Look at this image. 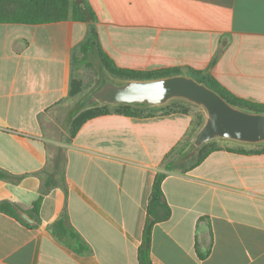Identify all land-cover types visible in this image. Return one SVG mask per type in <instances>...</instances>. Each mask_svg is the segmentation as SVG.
<instances>
[{
    "label": "crops",
    "instance_id": "1",
    "mask_svg": "<svg viewBox=\"0 0 264 264\" xmlns=\"http://www.w3.org/2000/svg\"><path fill=\"white\" fill-rule=\"evenodd\" d=\"M86 1V22L0 23V202L15 212L0 209V264H141L158 173L171 213L152 226L150 264H264V153L216 140L179 168L169 158L200 127L196 109L100 115L66 140L51 124L92 30L118 67L201 71L264 103V0ZM60 219L77 235L67 243L53 233Z\"/></svg>",
    "mask_w": 264,
    "mask_h": 264
},
{
    "label": "trees",
    "instance_id": "2",
    "mask_svg": "<svg viewBox=\"0 0 264 264\" xmlns=\"http://www.w3.org/2000/svg\"><path fill=\"white\" fill-rule=\"evenodd\" d=\"M68 19L86 22L93 20L94 14L86 0H0V23L41 24L64 21ZM91 51L96 53L98 61L109 71L110 74L119 78L155 79L181 73L178 68L134 70L118 67L102 50L94 30L89 32L87 39L80 45V52L83 55ZM192 77L200 82H204L207 86L218 92L231 105L247 109L252 112L264 113V103H255L235 96L221 86L209 74L201 71H194V76ZM80 91V82L77 79L72 78L70 82L69 95L75 96L80 93ZM174 104L182 105L180 102H175ZM172 105H166L164 107L157 108V110L164 111L163 114L172 112L186 113L188 111V108L184 106H177V108H179L177 109L175 107H171ZM111 113L138 117L155 116L154 108H137L130 105H101L92 107L82 111L72 120L71 123H69L70 136L72 137L87 120ZM241 146L244 147L243 145ZM216 149H219L217 142L210 141L198 148L195 153L185 159L180 158V154L183 151L181 150L175 159V163L181 169L192 168L202 162L209 153ZM237 151L243 153L261 154L264 153V143L258 145V148H250L248 150L241 148L237 149ZM187 162H190V164L186 165ZM164 177L165 173L157 174L148 199L147 217L143 230L142 242L139 247V260L141 264H150L148 253L150 248L152 226L157 222L166 220L171 213L170 206L161 187ZM8 178L9 176L5 172L0 171V179ZM47 188L48 187H45V189ZM40 199L41 197L34 202L32 207L33 213H38ZM0 209L8 214L15 215L13 208L6 202H0ZM53 233L57 236V238L63 240L65 243H67L68 238L73 239L77 237L73 228L69 226L64 219H60L53 224Z\"/></svg>",
    "mask_w": 264,
    "mask_h": 264
},
{
    "label": "water",
    "instance_id": "3",
    "mask_svg": "<svg viewBox=\"0 0 264 264\" xmlns=\"http://www.w3.org/2000/svg\"><path fill=\"white\" fill-rule=\"evenodd\" d=\"M184 101L203 112V122L180 154L185 159L205 143L227 140L244 145L264 143V113L228 103L218 92L192 76L175 74L155 79H125L102 66L99 82L72 109L68 123L82 111L101 105L161 107Z\"/></svg>",
    "mask_w": 264,
    "mask_h": 264
},
{
    "label": "rangeland",
    "instance_id": "4",
    "mask_svg": "<svg viewBox=\"0 0 264 264\" xmlns=\"http://www.w3.org/2000/svg\"><path fill=\"white\" fill-rule=\"evenodd\" d=\"M102 65L97 59L96 53L91 51L85 55H83L81 52H79L75 59H74V73L73 78L77 79L80 82L81 91L75 96H71V100L69 101V105L64 107V109L60 110V112L56 113V121L55 123L51 122V124L55 127V131L53 132L54 135H60L62 138L61 140H66L70 136L69 134V123H68V117L72 109L77 105L79 100L88 93L100 80V73H101ZM179 103L182 105H176L174 103ZM173 104V105H172ZM166 105H172L171 107L177 108V106H184L188 108V110H198L200 120L203 122L204 116L203 112L200 108H198L195 105H192L190 103L184 102V101H171ZM164 105V106H166ZM161 106V107H164ZM154 108L155 115L163 114L164 111L157 110V108L160 107H151ZM156 108V109H155ZM179 109V108H177ZM215 142H222V141H216ZM224 142V141H223ZM258 145H243L248 146L246 148H258ZM255 146V147H254ZM243 148L242 146H240ZM179 153V152H178ZM178 153H173L169 161L172 159H176ZM190 162H187L186 165H189Z\"/></svg>",
    "mask_w": 264,
    "mask_h": 264
}]
</instances>
